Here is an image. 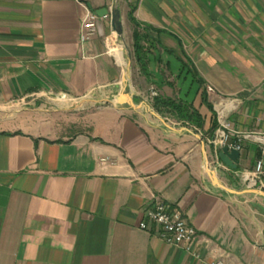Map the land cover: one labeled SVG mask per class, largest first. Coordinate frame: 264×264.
<instances>
[{
	"label": "crops",
	"instance_id": "obj_1",
	"mask_svg": "<svg viewBox=\"0 0 264 264\" xmlns=\"http://www.w3.org/2000/svg\"><path fill=\"white\" fill-rule=\"evenodd\" d=\"M112 5L0 0V123H7L0 127V264H264V199L216 189L206 167L208 160L220 182L238 190L239 175L260 158L258 145L243 141L231 170L214 162L206 141L220 125L216 102L232 130L264 133V0L119 2L121 15L133 8L148 32L145 49L160 44L149 48L147 75L136 64L142 77L157 82L160 98L192 104L201 129L172 115L167 127L146 109L120 105L59 138L49 120L8 123L43 118L56 96L91 105L122 94L126 69L109 48L118 42L110 16L80 42L86 10ZM162 68L179 86L176 98ZM157 200L184 215L193 239L176 247L151 224L139 229Z\"/></svg>",
	"mask_w": 264,
	"mask_h": 264
},
{
	"label": "rangeland",
	"instance_id": "obj_2",
	"mask_svg": "<svg viewBox=\"0 0 264 264\" xmlns=\"http://www.w3.org/2000/svg\"><path fill=\"white\" fill-rule=\"evenodd\" d=\"M120 2V0H119ZM135 0H132L134 3ZM123 10H127V7L122 4ZM133 11V8L131 9ZM125 12V11H124ZM121 20L123 24V34L122 37H118V42L114 44L115 46H119L122 52V62L123 68L126 69L129 61L131 63V76L127 83L126 90L130 92L135 89L138 95L135 97V104L143 102L147 108H151L159 117L164 119L166 123L172 122L175 123V119L169 117V114H160L156 112L153 108V100L157 98L161 92L162 88L157 84V82L151 80L150 82H146V80L142 77L138 67L136 66V62L134 60L133 54V39H132V29L134 28L131 22L129 21L128 15L123 14L121 15ZM161 74L163 75V79L168 83L172 84L169 89H166L168 94L172 95V98L177 97V93L179 91V86L177 85L175 79L171 77V74L165 71L163 68L161 70ZM170 80V81H169ZM211 86L205 87V91L209 93L206 89ZM213 89V88H212ZM156 93L157 96L154 97L153 93ZM214 93V89L213 92ZM120 95H117L116 98H119ZM86 103L84 101H69L68 99L56 96L53 97L50 105L48 106V110L50 113H45L43 118H34L28 117L25 115H19L18 117L15 116L13 121H9V124L17 123L21 125H29V126H37L39 122L49 120L52 135L55 138L64 137L68 135H73L76 132H79L81 129H85L86 127L90 126V124L95 123L97 120H100L99 110L100 109H109L112 108L114 105H120L122 107L127 106L124 102L117 101L112 99L108 102L104 103ZM218 113H221L224 109L223 105H220L218 102L214 103ZM233 105L228 104L226 109H230ZM233 111V110H232ZM4 124H7L5 121L0 123V127ZM237 132V131H236ZM241 133V132H238ZM242 189L246 187H241Z\"/></svg>",
	"mask_w": 264,
	"mask_h": 264
},
{
	"label": "built area",
	"instance_id": "obj_3",
	"mask_svg": "<svg viewBox=\"0 0 264 264\" xmlns=\"http://www.w3.org/2000/svg\"><path fill=\"white\" fill-rule=\"evenodd\" d=\"M98 19L99 18L93 11L86 10L80 26V42L85 43L97 34ZM206 90L209 93L213 92V89L210 87ZM152 95H154V97L157 96L155 92ZM234 109L235 106L233 105V107L228 109V112ZM217 116L220 125L214 135L206 141L207 145L214 151V162L216 164L220 163L218 153L223 147H228L229 149L240 152L242 150L243 141H254L259 147L260 158L255 162L252 171L241 173L239 178L246 188L264 190V133H238L232 130L225 119L224 109L221 113H218ZM232 138H235V141L231 142ZM145 216L146 221L140 223L139 229L147 231L149 225H153L155 233L165 244L180 247L193 239L196 234L193 227L187 223L184 215L178 209L172 208L160 200L156 201L153 209L146 211ZM209 264H224V262L219 259Z\"/></svg>",
	"mask_w": 264,
	"mask_h": 264
},
{
	"label": "water",
	"instance_id": "obj_4",
	"mask_svg": "<svg viewBox=\"0 0 264 264\" xmlns=\"http://www.w3.org/2000/svg\"><path fill=\"white\" fill-rule=\"evenodd\" d=\"M93 12L98 18H104L109 15L110 20H111L112 30L119 38L122 37L123 24L121 20L119 0H113V5L110 10H108L107 8H101ZM130 76H131V63L129 61V64L127 65L126 73L123 79L124 91L122 92L120 97L117 98V101L124 102L129 108L133 110L146 109L149 113L159 118L160 121L164 123V125L169 127L164 119L160 118L151 108H147L143 102L135 104V98H134L133 93H131L129 90H126L127 83L130 79ZM218 158H219V161L224 166L228 167L231 170H236L239 164L240 152L234 149H229L228 147H223L218 153ZM206 167H207L208 175L212 181V184L214 185L216 189L221 190L233 196L254 195V196L261 197L264 199V190H260L256 188H244V189L236 190V189L226 187L220 182V180L218 179L216 175V172L208 168V160L206 161Z\"/></svg>",
	"mask_w": 264,
	"mask_h": 264
},
{
	"label": "trees",
	"instance_id": "obj_5",
	"mask_svg": "<svg viewBox=\"0 0 264 264\" xmlns=\"http://www.w3.org/2000/svg\"><path fill=\"white\" fill-rule=\"evenodd\" d=\"M129 21L134 27L132 32L133 39V54L134 60L138 65L142 74L147 75L148 73V54L150 52L149 48H153L154 44H160L156 41V43L148 44V48L145 49L144 43L149 41L148 32L145 29H142L140 25L136 22L133 17V11H130L128 15ZM155 42V41H154ZM167 53H171V51L164 49ZM170 71V69H168ZM153 108L156 112L160 114H166L178 117L179 120L187 122L188 124L201 129L203 127V120L200 114L193 109L192 104L186 101H175L172 99H162L159 96L153 100ZM214 121H213V129L212 132L217 128L216 115L213 113Z\"/></svg>",
	"mask_w": 264,
	"mask_h": 264
},
{
	"label": "bare ground",
	"instance_id": "obj_6",
	"mask_svg": "<svg viewBox=\"0 0 264 264\" xmlns=\"http://www.w3.org/2000/svg\"><path fill=\"white\" fill-rule=\"evenodd\" d=\"M109 48H110L111 53L114 54L118 58V60L121 62L123 59L121 50L118 47L113 46V45L109 46Z\"/></svg>",
	"mask_w": 264,
	"mask_h": 264
}]
</instances>
